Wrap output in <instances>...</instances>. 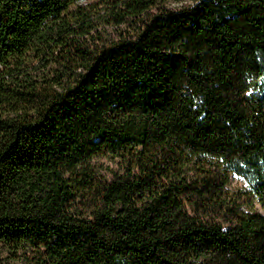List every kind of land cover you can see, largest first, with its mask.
Here are the masks:
<instances>
[{"label": "trees", "instance_id": "trees-1", "mask_svg": "<svg viewBox=\"0 0 264 264\" xmlns=\"http://www.w3.org/2000/svg\"><path fill=\"white\" fill-rule=\"evenodd\" d=\"M0 264H264V0H0Z\"/></svg>", "mask_w": 264, "mask_h": 264}, {"label": "rangeland", "instance_id": "rangeland-1", "mask_svg": "<svg viewBox=\"0 0 264 264\" xmlns=\"http://www.w3.org/2000/svg\"><path fill=\"white\" fill-rule=\"evenodd\" d=\"M79 4H81V5H87V4H89V1L80 2ZM232 182H233L234 187H236L238 185V183H239L238 179H236V178H233V181Z\"/></svg>", "mask_w": 264, "mask_h": 264}]
</instances>
